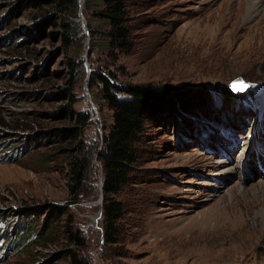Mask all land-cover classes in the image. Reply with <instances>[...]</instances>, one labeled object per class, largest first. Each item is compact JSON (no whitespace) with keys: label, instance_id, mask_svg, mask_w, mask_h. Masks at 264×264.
<instances>
[{"label":"rangeland","instance_id":"obj_1","mask_svg":"<svg viewBox=\"0 0 264 264\" xmlns=\"http://www.w3.org/2000/svg\"><path fill=\"white\" fill-rule=\"evenodd\" d=\"M125 1L131 47L116 58L95 48L94 62L111 59L121 81L203 89L207 109L222 115L195 121L178 106L172 117L147 120L137 162L117 192L124 204L117 240L105 241L98 147L110 109L94 99L89 75L77 81V106L90 109L80 138L91 162L85 189L74 195L61 148L69 144L54 132L63 121L52 113L62 101L54 89L68 75L58 33L33 27L25 0H0V264H69L70 225L83 234L78 250L88 264H264V210L255 218L264 209L262 10L246 16L250 0ZM87 36L85 68L93 63ZM237 75L247 87L227 105L220 92ZM31 225L48 240L5 244V229L13 239Z\"/></svg>","mask_w":264,"mask_h":264},{"label":"trees","instance_id":"obj_2","mask_svg":"<svg viewBox=\"0 0 264 264\" xmlns=\"http://www.w3.org/2000/svg\"><path fill=\"white\" fill-rule=\"evenodd\" d=\"M25 4L35 11L33 27L38 30L48 27L55 29L60 39V49L65 55L68 75L65 84L54 89V94L62 101L56 105L52 113L61 114L63 123L55 126L54 132L58 133L60 142L65 141L69 144L61 148L62 151L68 152L70 174L73 180L71 190L74 195H78L80 189H85L86 173L90 170L91 162L90 154L83 151L80 138L90 124V109L77 106L76 84L86 75L84 54L81 53L82 43L84 36L89 35V54L92 60L91 51L95 48H100L98 50L107 52L113 58H116L120 51L129 49L131 32L126 1L82 0L80 4L78 0H25ZM80 7L90 17L87 31L80 26L78 20ZM113 58L114 63L116 60ZM94 59H96L95 56ZM110 61L111 59L104 62L93 60L88 83L94 99L104 102L110 109V122L105 125V131L101 135L98 155L103 169L100 185L103 194V239L114 242L117 240L118 219L124 211V204L117 197V192L129 180L137 162V140L147 120L158 112L159 114L167 113L166 116L172 117V113L176 112L178 106L184 112H194L195 121L206 114H214V117L222 114H219L217 110L207 109V106H210V97L203 89L121 81ZM220 95L227 105L239 103L242 98L240 93L231 90L227 85ZM187 124L189 129L194 128L190 123ZM71 142L75 144L74 149L70 147ZM52 205L58 206L54 203ZM3 230L0 229L1 232ZM3 233L5 244L11 241L21 245L43 243L49 237L48 232L43 235V238L38 236L33 225L17 230L13 239L6 229ZM64 233L67 240L74 245L64 248L68 263L88 264L87 259L78 250V247L84 243L80 230L70 225L65 228Z\"/></svg>","mask_w":264,"mask_h":264},{"label":"water","instance_id":"obj_3","mask_svg":"<svg viewBox=\"0 0 264 264\" xmlns=\"http://www.w3.org/2000/svg\"><path fill=\"white\" fill-rule=\"evenodd\" d=\"M78 1H79V3L81 4L82 0H78ZM78 13H79V16H80L82 22L85 24V18H84V16H83V12H82L81 7L79 8ZM84 28H85L84 30L87 31V27H86L85 25H84ZM87 38H89V36H87ZM88 49H89V47L86 46V48H85V52H87ZM89 71H90V67L88 66V62H86V76L89 75ZM235 82H243V84L247 86V83H246L245 79H244L241 75L234 76V77H232V78L229 80L228 85H229V87L231 88V90H233V91H235V92H238V91L234 90V88H233V85H234ZM85 86H86V90H87V92H88L89 98L91 99L90 92H89V90H88V87H87L86 83H85ZM245 88H246V87H245ZM245 88H244V89H245ZM91 100H92V99H91ZM93 105L95 106L94 103H93ZM94 108L96 109V106H95ZM102 195H103V194L101 193V194H100V197H99L100 199H101ZM225 264H240V261H238V260H228V261H225Z\"/></svg>","mask_w":264,"mask_h":264},{"label":"bare ground","instance_id":"obj_4","mask_svg":"<svg viewBox=\"0 0 264 264\" xmlns=\"http://www.w3.org/2000/svg\"><path fill=\"white\" fill-rule=\"evenodd\" d=\"M247 3L248 4H247L245 12H244L246 14V16H250L253 12H259L261 10H262L261 12L264 11V0H250L249 2L247 1ZM261 12H260V16L264 17V13H261ZM260 21H262V19ZM238 92H241V91H238ZM258 210L259 211L256 212V217H255L256 219H258L257 217H259L260 212L264 209L260 208Z\"/></svg>","mask_w":264,"mask_h":264},{"label":"snow or ice","instance_id":"obj_5","mask_svg":"<svg viewBox=\"0 0 264 264\" xmlns=\"http://www.w3.org/2000/svg\"><path fill=\"white\" fill-rule=\"evenodd\" d=\"M245 87H247V86L244 85L243 82H235L233 85V88L236 91H243Z\"/></svg>","mask_w":264,"mask_h":264}]
</instances>
